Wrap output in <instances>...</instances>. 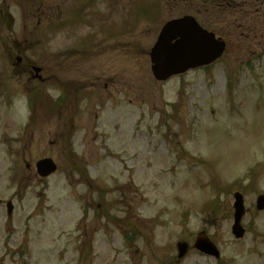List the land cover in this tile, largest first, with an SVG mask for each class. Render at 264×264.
I'll list each match as a JSON object with an SVG mask.
<instances>
[{
  "label": "rangeland",
  "instance_id": "obj_1",
  "mask_svg": "<svg viewBox=\"0 0 264 264\" xmlns=\"http://www.w3.org/2000/svg\"><path fill=\"white\" fill-rule=\"evenodd\" d=\"M103 1L106 10L115 2ZM118 1L131 10L130 25L113 24L114 32L129 30L114 39L97 32L108 41L82 82L94 86L98 70L93 88L108 97L91 106L80 100L82 122L70 129L71 142L54 135L56 118L44 101L35 110V134L28 130L21 141L11 122L20 96L0 94V264H264V211H256L264 195V28L250 33L228 12L211 16L208 26L206 0H153L159 6H144H153L147 17L134 11L146 0ZM194 6L227 51L209 69L159 83L150 51L163 25L193 15ZM118 11L121 21L122 6ZM1 48L0 72L17 85ZM42 53L32 47L24 57L40 61ZM53 86L46 91L56 97ZM21 111L25 125L30 113ZM44 157L59 169L40 182L34 167ZM235 192L248 211L242 240L231 232ZM6 202L14 205L11 217ZM202 232L220 260L192 249ZM181 242L190 251L178 260Z\"/></svg>",
  "mask_w": 264,
  "mask_h": 264
},
{
  "label": "flooded vegetation",
  "instance_id": "obj_2",
  "mask_svg": "<svg viewBox=\"0 0 264 264\" xmlns=\"http://www.w3.org/2000/svg\"><path fill=\"white\" fill-rule=\"evenodd\" d=\"M0 3L2 5L0 12H6L12 19L11 46L17 56L16 62L12 64V71L14 70L15 75L22 79L21 82L18 80L21 87L39 83L47 85L51 81H57L59 87L64 88L70 82L63 83L62 81L70 75L73 76V80L78 77L85 79V71L88 69L82 68L83 59L77 56L71 57L67 51L70 48L82 47V38L72 36L73 33L78 32L76 30L95 29L99 22L97 12L103 10L101 9L104 4L103 0H0ZM114 6L117 7L118 2ZM123 9L125 11L126 7L123 6ZM205 12L208 26L214 23L211 16L220 17L224 12H228L230 17H235L250 33L257 28H264V0H213L212 7ZM76 15H79L78 19H75ZM71 38L75 41H69ZM94 39L95 37H91V40ZM33 45L42 47L49 54L52 48H59L62 52L58 58H46L37 73L34 69L37 65L33 61L18 56L19 50L29 49ZM93 47L92 41L91 48ZM86 61L91 62L92 58H87ZM73 83L77 86L82 82ZM62 92L66 94L65 89ZM62 105L55 112L63 119L67 106ZM63 124L70 127L72 125L75 128L76 116ZM67 138L64 137V140ZM72 138L71 133L70 139Z\"/></svg>",
  "mask_w": 264,
  "mask_h": 264
},
{
  "label": "water",
  "instance_id": "obj_3",
  "mask_svg": "<svg viewBox=\"0 0 264 264\" xmlns=\"http://www.w3.org/2000/svg\"><path fill=\"white\" fill-rule=\"evenodd\" d=\"M224 50L225 45L217 42L213 35L201 30L192 18L172 21L163 28L158 42L151 52L152 71L158 81H166L172 76L183 74L190 69L210 65L221 57ZM40 166L46 175L55 171V167L50 161H45ZM235 199L233 233L240 239L245 234L241 225L245 207L242 195L236 194ZM258 210H264V197L258 199ZM195 248L208 255L220 257L217 248L205 234L199 235ZM179 251L181 259L187 252V245H179Z\"/></svg>",
  "mask_w": 264,
  "mask_h": 264
}]
</instances>
